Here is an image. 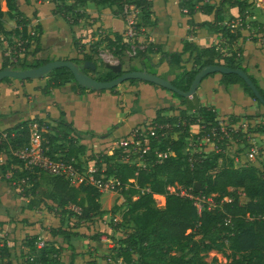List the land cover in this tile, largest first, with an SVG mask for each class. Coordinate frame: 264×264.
<instances>
[{"label": "trees", "instance_id": "16d2710c", "mask_svg": "<svg viewBox=\"0 0 264 264\" xmlns=\"http://www.w3.org/2000/svg\"><path fill=\"white\" fill-rule=\"evenodd\" d=\"M4 1L9 17L17 24L14 33L22 37L29 21L23 17V10L17 6V0ZM50 1L54 3V12L61 13L66 18L90 1L95 4H116L120 7L126 3L134 5L140 12V19L135 23L136 31L151 21L152 10L149 0H72L70 4L66 2L67 0ZM253 3V0H218L216 3H210L209 0L178 1L182 16L186 17V24L190 28L194 26L207 28L211 32L218 33L226 43H233L241 36L239 28L249 25L251 20H247L246 16L253 15V12L249 10ZM196 11H201L206 16L213 15V19L195 22L193 15ZM3 14L0 0V20ZM81 16L83 13L77 14L74 24ZM236 18H240L242 24L236 27L231 26V21ZM257 26L258 31L264 34V21L259 22ZM3 31L0 23V32ZM42 34L43 29L38 24L34 40L31 42L24 40L17 47L22 52V56L16 62H22L23 67L30 68L52 60L49 57L37 56L43 48ZM112 35V37L105 36L100 43L105 41L108 47L115 48L121 59L127 57L128 70L137 69L130 63L140 58V67H145L149 72L157 74L153 68L166 61L171 70H178L175 77L170 80L171 84L183 92L189 89L194 76L205 65L240 68L248 73V68L238 59L236 52L226 53L221 46L218 47L215 44L199 46L184 40L181 51L173 52H164L155 44H148L137 54L126 56L129 43L118 32ZM95 54L97 50L93 47L91 53L79 51L78 56L70 59L76 62L92 60L96 64L100 63L103 71L98 77H94L96 80L105 81L117 77L113 66L102 58H96ZM155 55L159 57L154 59ZM185 61H191L190 67L185 66ZM13 63L8 56H1V68ZM83 71L90 72L92 76L94 72H98V67L95 70ZM248 75L264 98V88L252 74L248 73ZM208 76H217L224 85L242 84L243 91L260 104L251 88L237 74L216 72L205 77ZM39 79L44 81L40 89L46 95L52 89L74 83L73 75L66 67L53 69ZM9 80L10 78H4L0 83ZM138 82L140 80L131 79L125 83L132 86ZM115 89L116 87L107 91ZM170 92L179 102L172 106L159 107L153 118L135 130L137 146L130 144L116 148L113 146L115 141H112L107 146L110 154L102 152L96 158V177L103 174L106 177L115 178L122 185H129L127 190L120 192L124 201L114 206L112 210L121 211L117 226L124 227V231L119 233V238L114 239V254L122 264L134 262L139 264H219L215 260L208 262L204 257L208 251L215 249L229 250L226 264H264V167L260 168L249 161L245 162L246 165L238 166L235 156L226 151L229 143H245L249 134L264 133V123H258L253 128L249 126L247 130H244L242 125L244 120H251L264 114L261 112L230 114L223 117L222 120L226 121V124H224L225 129L221 130L216 110L210 104H202L196 92L191 97ZM32 121L21 120L6 128L5 137L0 130V150L16 149L25 144L29 137V122ZM37 121L43 124L42 120ZM193 124L200 126L199 132L194 137H207L208 141L214 143L216 147L208 152L193 153L190 155L192 157L190 162L189 154L182 155L181 150L189 143V130ZM44 125L43 135L48 140V154L55 153L58 148L61 152L65 149L63 159L69 160L79 159L78 156L85 152L86 147L83 144H75L73 139L63 146L62 138L65 135L62 130L64 128L61 130L49 122H44ZM60 126L65 127V125ZM67 128L70 130L69 127ZM143 129L147 132L153 131L154 135L145 137L139 135ZM51 131H55V134ZM60 131L59 136L57 133ZM130 135L131 133L122 137L129 138ZM58 139H61L59 144H57ZM244 146H251V144ZM237 151L241 155L242 149ZM158 153H167V155L159 159ZM51 158L54 159L52 156ZM16 161L21 162L17 159ZM102 163H104L103 168H101ZM14 175L28 176L25 180L29 185L26 195L31 196V199L27 202V208L31 210L43 207L60 216L66 215L71 222L74 221L80 226L91 222L94 218L102 219L108 211L101 208L99 198L102 193L90 183L73 185L63 176L52 175L49 178L48 187L40 184L36 170L30 172L25 169L18 172L16 169ZM130 179H133V182ZM197 183H199L198 186ZM176 184L188 190L193 196L203 198V208L198 211L193 199L168 191V186ZM135 185L138 188H135ZM142 188H149L150 192L141 193ZM241 193L247 198L246 203L240 202ZM136 195L138 197L133 199L132 196ZM155 195H164L162 206L156 205ZM205 199H211L212 202H205ZM71 206L77 207L78 210H74ZM49 232L51 237L61 235L65 240H68L71 235H79L78 232H73L72 227L65 228L62 225L52 226ZM99 238L100 234L92 236L94 241H98ZM39 240V234L25 238L23 246L28 249V252L25 254L27 255L25 262L21 264H55L60 253L59 247L55 246L56 242L53 239L45 240L41 246H38ZM4 247L3 243L0 252ZM69 247L72 249V245L68 244ZM0 264H11V262L5 260L0 261ZM85 264H97V261L89 258Z\"/></svg>", "mask_w": 264, "mask_h": 264}, {"label": "crops", "instance_id": "0c3cea01", "mask_svg": "<svg viewBox=\"0 0 264 264\" xmlns=\"http://www.w3.org/2000/svg\"><path fill=\"white\" fill-rule=\"evenodd\" d=\"M149 1L152 10L151 21L140 27L136 37L139 42H143L144 46L155 44L161 51L173 52L181 51L184 40H189L199 46L215 44L218 47L221 46L226 53L236 52L238 59L248 68L249 74L254 76L256 69L264 71V51L259 50L262 45L261 40L245 38L248 35V28H250L248 26L261 22L257 20L254 13L255 18L249 25L239 28L241 36L233 43H226L218 33L211 32L207 28L200 26L190 28L186 24V17L182 16L178 5L179 0ZM217 1L209 0L210 3ZM260 1L254 0L253 2L255 5H259ZM254 4L253 6H255ZM82 7L90 17H99L96 19L95 25H101L108 36L112 37V33L118 32L125 41H129L128 35H126L129 27L128 20L124 21L123 17L112 14L111 10L106 7L111 13L108 14L104 5L101 4L96 5L88 1ZM250 12L253 11L250 10ZM193 19L195 22H202L206 19L212 20L213 15L206 16L201 11H196ZM58 24L65 27L60 21L57 22V27ZM44 29L48 28H43V31ZM256 32L257 35L264 37V34L258 31V26ZM252 35L255 36V34ZM82 41L86 42L88 39ZM71 56L78 55L73 52ZM258 56L261 61L257 59ZM158 57L155 55L154 59ZM184 64L186 67H190L191 61H185ZM258 64L259 66H257ZM130 65L140 68L141 59H134ZM155 68L157 74L165 76L167 80H172L178 72L177 69L171 70L166 61ZM254 77L256 78V76ZM42 85L44 84L32 81L23 83L18 79L0 83V130L4 132L6 128L30 117H38L61 129L69 127L71 132H75L80 138H83L79 144L86 145V150L78 156L79 159H82L84 155L93 157L102 152L106 153L107 146L112 141H116L118 137L127 136L138 127H142V124L154 117L156 109L172 106L179 102L170 91L143 81L132 86H128L126 83L121 84L122 88H116L114 91L82 89L78 84L72 82L52 89L47 95L42 93L40 89ZM196 94L202 104H210L214 107L220 119L233 113H247L254 105V100L243 91V86L240 83L224 85L217 76L203 78ZM60 125H65V127ZM51 132L55 134V131ZM60 142L61 139H58L57 144ZM92 157L88 159L89 165L96 160H93ZM15 167L16 164L12 160L9 149L0 150V205L3 208L13 205V200H10L6 193L7 185L4 182L5 178H7L6 181H12L10 175L14 174L17 169ZM45 219L50 223L52 216H46ZM0 221L4 220L0 218ZM6 225L2 227L6 228ZM28 229L26 228V230Z\"/></svg>", "mask_w": 264, "mask_h": 264}, {"label": "rangeland", "instance_id": "374dc122", "mask_svg": "<svg viewBox=\"0 0 264 264\" xmlns=\"http://www.w3.org/2000/svg\"><path fill=\"white\" fill-rule=\"evenodd\" d=\"M66 2L70 4L72 0H67ZM16 4L23 10V17L28 19L29 21L26 26V32L25 34L22 33V37L21 35L14 33L17 25L16 21L9 17L5 1L1 0V7L4 14L2 19L0 20V23L2 24L4 31L0 32V56L6 55L9 57L10 61L15 62L20 56H22V52L19 51L17 47L24 40L25 42L33 41L35 36L37 35L38 24H40L42 29L46 27L48 29H44L41 36V44L43 48L42 51L37 55L38 57H49L52 60L69 59L73 57L71 56L73 55V52H75V54H78L79 51L91 53V50L94 47L97 50V54H95L96 58H102L105 62L111 65H121V68L123 70H128L129 64L126 62L127 57L121 59L115 48L108 47L106 45L107 42L105 41L100 43L102 39L108 35L104 32V29L101 27V25H95L96 19H99V17H90L84 10V7H79L75 10V13L68 15L66 18L61 13L59 14L54 12V3L50 0H17ZM253 4L252 7H250V10L253 11V13L257 16V20L264 21V0H261L259 2V5L254 4L255 6H253ZM101 5H104V9H106V12L108 14H117L123 17L124 21L132 18L134 21L133 26H135V23L140 19V12L138 10L125 11L123 6L120 7L116 4L113 5L109 3ZM106 7L111 10V13ZM78 13H83V16H81L78 19L77 23L74 24L73 21L75 20ZM133 13H136L135 16L132 15ZM59 21L62 22L65 27L63 25L59 26V24L57 27V22ZM248 27L250 28H248V35H246L245 38L251 37V39H260L262 45L261 47H259V50L262 49L264 51V37L262 35H257V24L252 23V25ZM252 34H255V36ZM128 38L129 41L127 42L129 43V47L126 50V56L135 55L140 50H142V45H144L143 42H139L136 37L132 38L128 36ZM84 39H88V41L83 42L82 40ZM133 48L135 51L134 53ZM257 59L261 61V58L259 56ZM259 64L257 66H259ZM97 67L98 72H94L92 74L93 77H98L100 72L103 71L100 63L97 64ZM134 67L138 69L139 66ZM153 70L157 71L156 68H153ZM255 72L256 73H254V76H256L257 81L264 88V71L256 69ZM161 77L163 78L165 76L162 75ZM12 80H14V78H11L7 82H10ZM18 81L23 83L30 82L28 80ZM31 81L44 84V81L42 79H32ZM116 88L119 89L122 88V86L119 85ZM258 112L264 114V106L254 100L253 108L247 113L257 114ZM28 119L36 121L42 120L38 117H30ZM30 123L31 122H29V124ZM42 123L44 124L43 120ZM258 123H264V116L255 117L251 120H244L242 123L243 129L247 130L249 126L253 128V126ZM199 127L200 126L196 124L190 129V132L192 134L191 137H193L199 131ZM62 132L65 135V137L62 138L63 146H66L70 139H73L75 144L77 145L83 140V138H80L77 133L71 132L68 129L64 128ZM57 134H59L60 136L61 131ZM115 142L113 146H115ZM191 144L192 145L188 148L187 146L182 148V155L200 151L203 146H207V148L216 147L212 142L210 144L208 142H206V144H203L199 141H196L195 139ZM245 144H255L260 149V154L256 156V158L249 160V162L254 165L260 166V168H263L264 133H251L249 134L248 139L245 143L242 142L240 144H236L233 142L227 145L226 151L234 155L235 158L239 159L235 160L238 166L246 165L245 157L238 158L240 152L237 151L241 148V152L244 153L250 147L244 146ZM107 150V153L110 154V150L108 148ZM64 151L61 152L60 148H58L55 153L48 155L50 157L52 156L54 160H62L64 158ZM100 154L102 153H99L97 154V156L93 157L91 155H84L82 159H77L79 160L77 166L79 171L85 172L87 170V167L89 166L88 159L92 157L94 160L98 158ZM12 160L16 164L15 168H17L19 162L16 161L14 157H12ZM92 162L93 164H95L96 160ZM19 166L22 167L21 162ZM103 167L104 163H102L101 165V168ZM17 169L19 172V168ZM36 172H38L37 176L39 177L38 179L40 181V184L49 187V178L52 176V174L45 170H37ZM5 179L7 180V178ZM6 180L4 182L7 185L6 193L8 195V198L10 200H13V205L9 208H3L0 205V218L4 220L0 221V237L5 244L4 249L0 252V261L9 260L11 264H21L22 262H25L27 256L25 254L28 252V249L23 246V242L25 238H28L31 235L39 234L40 240L37 243L38 245H41V242L43 243L45 240L53 239L56 242L55 246L59 247L60 253L55 264H85L89 258L95 259L97 261V264H122L121 260L113 252V247L115 246L114 239L119 238V233L121 231H124V227L122 228L117 226V222L120 221L121 211H112L115 208L114 206H117L124 201V198L122 196L116 194L115 192H102L99 198V202L102 209L108 210L107 213L103 216L102 219L94 218L91 222L84 223L82 226H80L74 221L71 222L66 215L60 216L59 214L54 213L53 211H49L46 208L42 207L33 210L27 208V202H29V200L31 199V196L26 195L27 186L19 182L18 176H15V178L11 182ZM155 200L157 206H162L164 204V195H155ZM239 200L241 203H246L247 198L241 193L239 196ZM203 201L198 202L197 200V209L203 208V206L201 205ZM205 202H212V200L205 199ZM71 207L74 210H78L77 207ZM50 215L52 216V219L50 223H48L47 219L45 218L46 216ZM53 220L54 222H52ZM5 224H7L6 228H3L2 226ZM59 225H62L65 228L67 226L72 227L73 232H78L79 235H71L68 240H65L61 235L51 237L49 232L50 228L52 226L57 227ZM26 228L29 229L26 230ZM95 234H100V238L98 241H94L92 239V236ZM68 244L72 245V249H70V247L68 248ZM228 254L229 250L212 249L208 251L204 255V257L208 262H210L211 260H215L219 264H226L228 261ZM133 264L139 263L134 262Z\"/></svg>", "mask_w": 264, "mask_h": 264}, {"label": "built area", "instance_id": "2783aa9c", "mask_svg": "<svg viewBox=\"0 0 264 264\" xmlns=\"http://www.w3.org/2000/svg\"><path fill=\"white\" fill-rule=\"evenodd\" d=\"M124 10L125 11H137L138 9L132 5V4H124L123 5ZM139 11V10H138ZM185 11V9H184ZM133 16H135V13L132 14ZM129 17V16H128ZM255 16L254 15H247L246 19L247 20H252L254 19ZM247 22V21H245ZM129 23V27L127 30V34L130 37H137L138 32L136 31L135 26H133L134 21L132 18H129L128 20ZM242 24V21L240 18H236L235 20L231 21V26H239ZM146 46V45H145ZM144 45H142V50L145 48ZM134 48H133V53H134ZM218 123L221 126V130H224V124H226V121L224 122L222 119L218 118ZM196 124H193L190 126V129ZM234 127V126H233ZM200 128V127H199ZM190 132V130H189ZM199 132V131H198ZM197 132V133H198ZM44 124L39 123L36 120H33L30 124H29V137L28 140L25 144H23L22 146L16 148V149H11L8 148L10 151V154L12 157H14L15 159L19 160L22 162V167L19 166L20 163L18 164L17 168H19L20 171L22 170H29L30 172L33 171H37V170H45L49 173H51L52 175H60L65 177L66 179H68L70 181L71 184L73 185H79L80 183H90L92 185H94L95 187L98 188V190L102 193V192H115L116 194H119L121 196V190H127V188L129 187L128 184L126 185H122L118 180H116L113 177H106L103 174L99 175L98 177H96V173H97V168L95 166V164H90L87 167V170L84 171H79L78 169V160L71 158L69 160H54L52 159L49 155H48V151H49V147H48V140L45 139L44 135ZM196 133V134H197ZM190 137H188L189 139V143L187 145V148L189 146H191L192 141H194V139L196 141H199L200 143L206 144V142H208L209 144L211 143L210 141H208L207 137H191L192 134L191 132L189 133ZM5 132H3V137H5ZM143 137H145L146 135H154L153 131L147 132L144 129L142 130V132L139 134ZM137 134L136 132H132L129 138H119L116 142H115V147L119 148V147H126L128 145H138V142L135 141ZM145 146L147 145V142L145 141ZM210 147V146H209ZM7 149V150H8ZM214 149V147H210L207 148V146H203V148L200 151H196L193 153H202V152H208L210 150ZM260 149L255 145V144H251V146L244 152L241 153V155L239 154V156L245 157L246 161L252 160L254 158H256V156H258L260 154ZM193 153H190V155H192ZM167 153H158V158L162 159L164 157H166ZM240 158V157H238ZM236 160H239L237 158H235ZM192 157L190 156L188 158V161L191 162ZM245 161V162H246ZM140 164L144 165L143 163L140 162ZM38 173V172H36ZM14 174L11 173L10 175V179H14ZM28 176L26 177H19V182L25 186H29L27 183ZM131 182H133V179H130ZM135 188H138L137 185H135ZM168 191L171 193H177L181 196H187L191 199L194 200V204L197 206V200L198 202L203 201V198H199V197H195L193 196L192 193H190L188 190H186L185 188H183L182 186L176 184V185H171L167 187ZM141 193L144 192H150L149 188H142L140 189ZM138 196H132L133 199H136ZM201 205L203 206V204L201 203ZM201 209H198V211H200ZM42 245V242H41ZM38 245V246H41ZM3 246V240L0 237V247Z\"/></svg>", "mask_w": 264, "mask_h": 264}, {"label": "water", "instance_id": "95a60500", "mask_svg": "<svg viewBox=\"0 0 264 264\" xmlns=\"http://www.w3.org/2000/svg\"><path fill=\"white\" fill-rule=\"evenodd\" d=\"M112 66L114 70L119 72L122 71V73L111 80L101 81V80H96L89 73H85L83 71L85 69L88 70L96 69L97 64L92 60H81L76 62L70 58L54 59L46 63H42L37 67H30L25 69H20L18 67L15 68L14 65L10 64L0 69V81H2L4 78H14L18 80L39 79L53 69L66 67L71 71L74 82L79 86L89 90H109L121 84H124L127 80L137 79L143 82H148L163 87L172 92H176L177 94L182 95L184 97H191L197 91L201 80L206 75L216 72L221 74L234 73L243 79L246 85H248L251 88L256 99L260 102V104L264 106V98L258 91L256 85L249 77L248 73L240 68H230L223 65H214V64L205 65L196 73L190 84L189 89L183 92L178 88H176L174 85H172L170 80L162 78L158 74H153L149 72L145 67H140L138 69L125 71L121 68V65H112ZM198 185L199 183H197V186Z\"/></svg>", "mask_w": 264, "mask_h": 264}, {"label": "flooded vegetation", "instance_id": "af4514ba", "mask_svg": "<svg viewBox=\"0 0 264 264\" xmlns=\"http://www.w3.org/2000/svg\"><path fill=\"white\" fill-rule=\"evenodd\" d=\"M12 65H14L15 68L18 67V68H20V69L29 68V67H23L24 63H22V62L18 63V62L15 61ZM0 69H1V67H0ZM116 72H117V75H118V76L122 73V71H121V72L116 71ZM10 79H11V78H10Z\"/></svg>", "mask_w": 264, "mask_h": 264}]
</instances>
